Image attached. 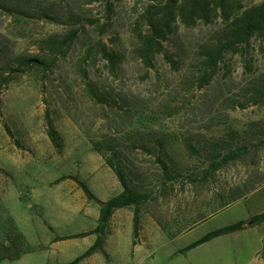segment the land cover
<instances>
[{
	"label": "rangeland",
	"instance_id": "374dc122",
	"mask_svg": "<svg viewBox=\"0 0 264 264\" xmlns=\"http://www.w3.org/2000/svg\"><path fill=\"white\" fill-rule=\"evenodd\" d=\"M139 6L138 0H0V256L21 254L0 264L74 259L82 246L65 254L51 243L58 232L87 227L81 218L99 210L78 180L98 197L115 193L116 183L123 189L85 129L114 144L131 186L147 195L135 245L148 237L147 249L160 246L152 250L157 258L245 220L248 263L264 264V222L251 220L264 211V42L256 38L245 51L227 53L200 87L203 51L214 44L222 20L181 25L165 42L166 53L148 67L134 53ZM72 28H80L81 36L55 64L31 69L20 63V56L51 55L44 40ZM99 40L121 53L117 72L98 53L87 56ZM88 81L106 92L112 105L102 109ZM48 110L62 149L48 135ZM112 229L107 224L101 235L108 237ZM227 242L206 246L205 259L222 264L230 255ZM196 252L174 263L161 258L139 264H196L203 257Z\"/></svg>",
	"mask_w": 264,
	"mask_h": 264
},
{
	"label": "trees",
	"instance_id": "16d2710c",
	"mask_svg": "<svg viewBox=\"0 0 264 264\" xmlns=\"http://www.w3.org/2000/svg\"><path fill=\"white\" fill-rule=\"evenodd\" d=\"M140 8L136 17L135 34L138 39V45L134 50L135 55L148 67H152L158 55L165 52V42L174 35L178 28L183 25L187 28H193L201 23L209 25L221 19L224 26L216 31L214 44L204 49V63L201 68L200 87L210 82L216 73L219 63L225 58L227 53H239L250 46L253 39H261L264 42V0H138ZM108 10L111 9V2L107 1ZM91 24L96 21L91 20ZM81 36L80 28H72L65 36H50L44 40V43L50 49L51 55L46 56H20L21 64L25 67L34 69L35 67L48 66L55 64L57 58L69 52L72 46ZM98 53L107 61L112 72H117L122 61L121 53L111 48L105 41L99 40L95 46L88 50V57L91 53ZM169 61H175L170 55L166 54ZM85 73L87 71L85 70ZM87 88L101 105L102 109L107 108V104L112 105L106 92L97 88L94 82L88 81ZM111 107V106H110ZM47 132L53 144L58 149L63 147V138L57 129L50 111L46 113ZM9 129V128H8ZM10 131V130H9ZM92 147L105 159L107 165L115 172L124 190L120 194L108 199L99 198L90 186L78 180L89 199L94 200L100 205V225L91 232L81 233L87 235L90 233H100L96 242L82 255L76 257L67 264H79L85 257L91 253L101 250L105 227L110 221L113 213L124 207L134 208V233L137 237L140 230L141 203L147 198L143 192L135 190L129 182L126 174V166L119 160V153L114 148V144H105L100 139L95 138L91 132L85 129ZM110 153V154H109ZM159 157V155H158ZM228 158L232 159L230 155ZM161 163L164 174L167 178L173 179L170 169L162 158H158ZM126 165H130L129 163ZM251 220L253 223L264 222V211L255 214ZM248 226V222L240 220L231 224L213 229L204 234L199 239L191 242L180 249L181 253L208 242L216 237L230 234ZM13 233L25 242L22 233L14 230ZM65 239V238H58ZM21 254L16 256L1 255L0 261L4 259L16 260Z\"/></svg>",
	"mask_w": 264,
	"mask_h": 264
},
{
	"label": "crops",
	"instance_id": "0c3cea01",
	"mask_svg": "<svg viewBox=\"0 0 264 264\" xmlns=\"http://www.w3.org/2000/svg\"><path fill=\"white\" fill-rule=\"evenodd\" d=\"M115 187H116L115 193L108 195L106 197H99V198H101L102 200H108L120 194L124 190V188L122 189L118 183L115 184ZM124 217L127 218L126 221ZM133 219H134V208L133 207H124V208L117 209L113 213L110 221L108 222L110 226L112 225V228H113L112 232L108 234V237L106 236L104 238L102 236L103 237L102 248L104 252L101 250H97L91 253L89 256L85 257L79 264H108L109 262H114L115 260L120 262V264H133L134 262H136V264H139V261H147V260L158 261L161 258L162 259L167 258L169 261L173 262L180 255H186V256L191 255V252L192 251L194 252V250L197 251L196 256L198 257L203 256L201 260L195 262L196 264H214V262H210L205 259L206 255L204 254L206 253L207 250H204V248L206 246L208 247L209 245H211V243H213V241L215 240L221 241L225 239L228 240L226 246H230V251H229L230 255L226 259H223V262H220V263L222 264H249L248 263L250 261L249 246H251V243H250V235L247 234L248 229L246 228L236 231V232H232L230 234L216 237L208 242H205L189 250L186 253H181L180 249L174 252H171L170 250V252H166L167 254L164 253L162 254V256H158L157 258H155V253L153 251L155 248H158L160 246H153V249H152L153 251L147 249V244L149 242L148 237H146V239H144L143 242L141 243V244L146 245L145 248H143L144 246H141V244L139 245V243H137L136 245L133 243V240L135 237ZM81 222L83 224H87L86 225L87 227H83V228L80 227V229H76L74 231H69L65 233L58 232V236H59L58 238H64L68 236H71L72 238L57 239L51 244L56 246L58 251L65 253V254L72 252L73 250H77L79 246L83 247L82 249L83 251L78 256L85 253L96 242L100 233H90L87 235H79V234L85 233V232H91L98 225H100V206H99L98 212H95L94 215H87L83 219L81 218ZM121 232H124L125 234V236L123 235L124 238H122V236L120 235ZM226 236H229L230 239H228L229 237H226ZM199 238L200 237H198L197 239ZM70 240H75L74 242L70 244V246H58L59 243L70 241ZM125 242L128 244V246H121ZM122 249L124 250V254L120 256L121 253L118 251ZM152 252H153V255H152ZM74 259L71 258L66 261L57 260L56 263H50V264H67L73 261ZM180 262H183V261H180ZM160 264H164V263H160ZM183 264H185V262H183Z\"/></svg>",
	"mask_w": 264,
	"mask_h": 264
},
{
	"label": "water",
	"instance_id": "95a60500",
	"mask_svg": "<svg viewBox=\"0 0 264 264\" xmlns=\"http://www.w3.org/2000/svg\"><path fill=\"white\" fill-rule=\"evenodd\" d=\"M251 223V222H250Z\"/></svg>",
	"mask_w": 264,
	"mask_h": 264
}]
</instances>
